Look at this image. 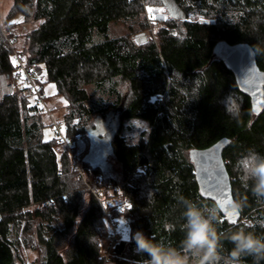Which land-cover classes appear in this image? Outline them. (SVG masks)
Wrapping results in <instances>:
<instances>
[{"label":"trees","instance_id":"1","mask_svg":"<svg viewBox=\"0 0 264 264\" xmlns=\"http://www.w3.org/2000/svg\"><path fill=\"white\" fill-rule=\"evenodd\" d=\"M157 7L166 20L157 29L156 41L135 45L130 35L146 29L144 10ZM15 15L22 25H33L23 36L28 53L23 64L33 67L36 75L43 72L40 90L43 82L52 83L55 94L68 103L66 137L81 134L87 145L86 126L93 118L109 125V157L120 181L108 180L99 168L90 167L88 184L111 186L112 197L128 204L122 217L129 239H120L111 249L118 263L138 264L146 258L135 252L130 239L136 231L165 246H178L185 223L181 197L205 216L212 210L218 213L213 226L222 255L232 247L228 236L238 228L251 224L245 231L264 236V199L253 195L251 181L245 182L235 167L249 148L264 154V107L252 114L248 97L213 55L218 41L247 43L264 71V0H12L5 19L8 27ZM197 15L212 23L184 20ZM116 22L125 24L128 34L107 37ZM94 34L103 35L102 42H95ZM13 36L11 29L0 30V76L8 80L14 72ZM200 66L207 68V77L197 84L192 80ZM118 80L128 84L124 106ZM192 88L200 96L188 102L196 98ZM20 92L0 98V264H20L9 235L23 217L39 221L35 236L44 250L42 264H102L98 238L106 234L105 210L72 168L66 151L55 152L58 139L43 138L37 108ZM231 92L242 102L238 119L227 115L220 103ZM133 118L148 123L147 142L141 137L138 143H128L120 134L118 127ZM219 138L229 139L222 159L240 214L234 225L201 197L188 155L190 149L204 150ZM100 173L103 183L93 179ZM30 205H35L32 210L22 211ZM58 222L61 226L55 227ZM241 259L254 264L250 256Z\"/></svg>","mask_w":264,"mask_h":264},{"label":"rangeland","instance_id":"2","mask_svg":"<svg viewBox=\"0 0 264 264\" xmlns=\"http://www.w3.org/2000/svg\"><path fill=\"white\" fill-rule=\"evenodd\" d=\"M11 2L12 0H0V30H2L4 33L6 32V30H12L14 35L13 37H9L10 41L13 43V55H12V61L14 63V60L16 57H19L22 62L24 63V58L25 56H27V52L26 49H23V45L25 44V34L33 27L32 24L29 25H22L21 21V17L20 15H15L10 21L9 23H12L13 25L8 27L7 24L5 23V19L7 16V12L8 9L11 6ZM145 10H149V8H146ZM143 12L144 15V19L146 22V29L141 30L139 32H135L133 34L130 35V39H132V37L134 36V34L137 33H141V32H146L147 35H149V42L150 41H156V32L157 29L161 26L160 25H155L153 27H150V25H148V22L146 20V16H145V11ZM160 11H162V9H159ZM164 13V11H162ZM165 14V13H164ZM198 16L195 17H191V16H187L186 19H184L185 21H192V20H196ZM107 37L109 38H115V37H120V36H124L126 34H128V29L126 27L125 24L121 23V22H116V23H111L108 29V32L105 33ZM95 37H102L103 39V35H99V34H94L93 35V40L95 41ZM96 42V41H95ZM133 43V42H132ZM135 44V43H134ZM137 45V44H135ZM22 55V57H21ZM24 65V64H23ZM25 66V65H24ZM34 78L36 80H39L41 78L40 81L43 80V72L40 74H37L34 76ZM5 77L4 76H0V98L7 94L8 92H5L3 90V88H1V85L3 84V82L5 81ZM39 82V81H38ZM37 85L40 87V84L37 83ZM17 86V85H16ZM118 91H120V94L122 96V102L121 105L124 106L127 102V97H128V84L125 81H119L118 80ZM22 88V85L20 83H18L17 88H15L14 91L18 90ZM89 89H91V87H87ZM44 99L42 101V105L41 108L44 110V108L46 109L43 113L41 114H37L36 112V116L39 118V121L42 123V125H44L43 127V138L45 140H50L52 138H57L58 139V135L57 132L55 130V126H58V128H60V133L62 135V138H68L70 139L71 137H66L67 134L64 132V125H65V116H66V108H67V101L59 96L55 94V86L52 83H48V82H43L42 85V89L40 90ZM21 93V92H20ZM30 101L32 102L31 98L29 97ZM154 99L152 98L151 101H153ZM97 119L93 118L88 125L86 126V131L90 128H93L94 123L97 122ZM130 121H124L121 126H119L118 130L120 132V134L125 138V140L128 143H135V141H137L139 138L144 136L143 133V128L141 127V125L135 121L131 122L130 125ZM110 124L112 126L116 125L115 120L112 119L110 120ZM66 134V135H65ZM146 135V133H145ZM59 141V139H58ZM72 149L71 146L69 148H67L65 146V144L61 141H59L58 144H56L55 147V152L59 155L60 153H62L63 151H66V153L69 156V151ZM70 158V156H69ZM81 163V160H80ZM107 163L109 165L108 168L102 170V174L103 175H107L106 178L108 180H112L114 182H118L120 181V175L119 172L117 170V165L114 163V161L112 160L111 157H107ZM83 169H81V173L77 172L79 174V176L82 178V180L86 183L85 185L87 186L86 189L92 191V193L94 195H97L99 197V201L100 202H104L106 204V206H110L109 209L111 210V216L115 217L118 221V226L116 228V233H117V237L116 242L119 241L120 239H124L125 237H127L128 234V229H127V224L125 219L122 217L124 210L128 207V204L121 201V199L118 197H112V189L113 187L109 186L107 188V186H105V184H103L102 187H95L93 188L90 184V176L92 175V170L88 165H81ZM102 174H97V175H93V179L94 180H100L102 181L103 177ZM105 178V179H106ZM89 183V184H88ZM103 183V181H102ZM119 195V194H118ZM120 196V195H119ZM35 205H30L28 208L22 210V211H26V210H32L34 208ZM116 207V209H114ZM118 209V210H117ZM106 214V213H105ZM106 217V216H105ZM103 227L104 230H106V234L103 235L102 237L98 238L99 239V244H100V253L103 257V261L102 264H121L118 263L116 258H113L111 249L113 247V242L111 239V232H112V225L110 224L109 218L106 217L105 220H103ZM39 223V221L37 219H34L31 222L26 221V219L23 217V219L21 220V222H19L18 224H16L14 227L11 228L10 231V235L9 238L10 240H12V243H15V245L17 246V256L19 257L20 260V264H42L43 262V258H44V250L43 248L39 245L35 236V225H37ZM53 225L55 227H59L61 226V224L58 223H53ZM123 264H129V263H123Z\"/></svg>","mask_w":264,"mask_h":264},{"label":"clouds","instance_id":"3","mask_svg":"<svg viewBox=\"0 0 264 264\" xmlns=\"http://www.w3.org/2000/svg\"><path fill=\"white\" fill-rule=\"evenodd\" d=\"M94 39L98 43L102 42V37ZM194 72L196 76L193 82L199 84L202 79L206 81V67L200 66L194 69ZM176 75L182 81V72ZM167 82L168 79L166 85ZM191 93L196 98L188 102L197 100L200 96L197 88H192ZM220 103L223 104L227 115L234 119L240 117L242 102L238 96L231 92ZM133 121L141 125L144 130L143 139L147 142L150 133L148 123L133 118L130 125ZM136 144H131V146ZM235 167L241 172V178L245 182L251 181L250 190L253 195L264 199V154L254 148H249L240 155ZM180 199L185 203L182 213L185 223L183 238L178 246H165L152 237L145 236L143 232L136 231L130 238L135 243V252L140 255L146 254V258L138 264H243L241 258L244 256L252 257L254 264H260V261L264 260V236H258L253 231H245V228H251V224L245 225V228H238L228 236L232 247L227 250L226 255H222L220 250L223 246L213 226V220L216 219L218 213L212 210L209 216H205L195 204L187 202L184 197ZM124 239L128 240L129 237Z\"/></svg>","mask_w":264,"mask_h":264},{"label":"water","instance_id":"4","mask_svg":"<svg viewBox=\"0 0 264 264\" xmlns=\"http://www.w3.org/2000/svg\"><path fill=\"white\" fill-rule=\"evenodd\" d=\"M213 55L221 59L225 68L232 73L238 91L249 99L252 114L258 115L264 107V71L258 69L253 49L247 43L218 41L213 47ZM120 112L121 107L117 116ZM96 129L95 126L86 131L87 150L81 162L102 171L107 167V157L113 152L110 143L112 135ZM228 144L229 139L219 138L204 150L190 149L188 155L201 197L212 202L228 224L234 225L239 221L240 214L222 159V152Z\"/></svg>","mask_w":264,"mask_h":264},{"label":"built area","instance_id":"5","mask_svg":"<svg viewBox=\"0 0 264 264\" xmlns=\"http://www.w3.org/2000/svg\"><path fill=\"white\" fill-rule=\"evenodd\" d=\"M145 11H146L145 12L146 20L148 22V25H150V27H153L155 25H160L166 20V15L162 11H160L158 7L149 8V10H145ZM196 21L198 23H212V20L205 19L201 15L197 17ZM131 41L137 45L145 44L149 42V35H147L146 32L137 33L134 34ZM35 75L36 74L33 70V67L29 69L26 68L23 65L22 60L19 57H16L14 60V72L12 78L10 80L5 79V81L1 85V88H3L5 92H8L7 94H11L13 93L15 88H17L18 83H20L22 85V88H20V91H22L21 94L25 97L28 98L30 97L32 100V104L35 105V107L37 108L36 110L37 114H41L46 109L44 108L43 110L41 108L44 97L40 91V87L37 85L38 81H40L41 78L39 80H36L34 78ZM55 130L57 132L59 141L63 142L67 148L71 146L72 149L71 150L69 149L70 150L69 156H70L72 168L75 169L77 172L81 173V169L83 168L82 166H80L82 163V162L80 163V160L82 159L81 157H83V155L86 153L87 150V145L86 142L84 141L83 136L81 134L76 133L73 134V136L70 139L68 138L66 139V138H62V135L60 133V128H58V126H55ZM96 198H98V202L100 206L105 210L106 217L109 218L110 224L112 225L111 239L114 246V244L116 243L115 238L117 237L116 228L119 223L115 217L111 216L112 209H109L110 206H106L104 202L103 203L100 202L98 196ZM114 209H116V207Z\"/></svg>","mask_w":264,"mask_h":264},{"label":"flooded vegetation","instance_id":"6","mask_svg":"<svg viewBox=\"0 0 264 264\" xmlns=\"http://www.w3.org/2000/svg\"><path fill=\"white\" fill-rule=\"evenodd\" d=\"M95 126L97 127L96 130L98 132H102V133H105L106 134V132H107L106 130H107V128H108L109 125L108 124L106 125L105 122H103L102 120H100V122L97 121V122L94 123L93 129H94Z\"/></svg>","mask_w":264,"mask_h":264}]
</instances>
